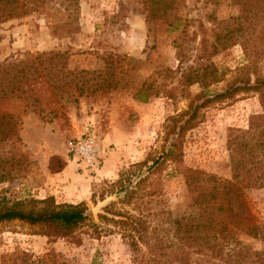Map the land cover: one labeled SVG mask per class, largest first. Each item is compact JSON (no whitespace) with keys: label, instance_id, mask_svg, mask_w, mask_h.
<instances>
[{"label":"rangeland","instance_id":"obj_1","mask_svg":"<svg viewBox=\"0 0 264 264\" xmlns=\"http://www.w3.org/2000/svg\"><path fill=\"white\" fill-rule=\"evenodd\" d=\"M79 3V29L69 35L53 32L52 26L63 20L55 5L9 20H3L0 12V66L30 60L41 53L67 55L64 67L58 63L56 69L45 71L33 64L22 85L27 92L6 99L0 106L2 113L12 116L15 132L0 141V199L50 196L56 203L84 202L91 221L79 230V244L49 239L37 227L23 222L1 223L0 264H46L51 254L68 264H131V252L120 233L98 218L116 198L100 195L111 189V182L129 171L132 164L141 163L149 153L160 149L167 119L186 110L189 103L179 89L183 69L195 66L203 37L211 41L221 22L240 14L237 0H179L164 19L148 22L141 0ZM120 4L121 13L113 19ZM252 32L256 34L253 37L263 40L248 44L247 51L260 55L249 63L243 46L236 44L212 56L219 82L209 87V94L222 92L232 81L264 76V13L254 21ZM179 51L186 57L180 70ZM108 56L123 58L115 64L116 78L107 70ZM81 71L86 73L79 74ZM11 74L21 80L16 69ZM112 80H117L116 88L107 87ZM144 82L148 99L140 102L133 94ZM166 91H171L172 97ZM187 91L193 97L201 87L191 85ZM260 111L257 95L242 92L200 109L198 123L185 134L180 165L168 164L151 176L143 193L154 191L157 196L145 197L144 202L152 198L150 207L169 210L177 218L195 215L197 209L179 168L229 180V136L246 131L249 118ZM87 124L94 126L104 149L98 166H88L68 154L70 143ZM60 165H65L63 170L67 168L53 173ZM244 194L255 221L262 225L264 188L246 189ZM238 243L264 252L263 242L244 235L237 237V244H227L226 251L240 246ZM206 260L200 255L198 262L206 264Z\"/></svg>","mask_w":264,"mask_h":264},{"label":"trees","instance_id":"obj_2","mask_svg":"<svg viewBox=\"0 0 264 264\" xmlns=\"http://www.w3.org/2000/svg\"><path fill=\"white\" fill-rule=\"evenodd\" d=\"M79 1L0 0V12L3 20H9L41 13L48 6L55 5L62 13L63 20L52 26L53 32L69 35L79 29ZM178 1L141 0L146 7V20L164 19L174 10ZM237 4L240 5V14L221 22V28L214 32L211 41L203 37L201 54L194 62L195 66L183 69L185 71L181 73L179 89L181 96L189 99V103L186 110L167 119L163 126L164 136L160 149L149 153L141 163L132 164V171L129 169L122 172L117 180L111 182V189L104 190L100 195H114L116 198L103 208L105 215L99 214L98 218L107 225L111 224L120 233L131 252V264H200V255L208 259L206 264H264V252L254 251L239 243L240 246L235 245L237 247L226 251L227 244L233 241L237 244L239 235L264 243V223L257 224L244 194L246 189L264 188V76H256L253 81L248 77L229 82V86L220 93L208 92L211 85L219 82L217 68L211 61L212 56L236 44L243 46L249 63H253L260 55L258 51H247L246 47L251 42L263 40L252 36L255 34L252 28L254 21L264 13V0H237ZM122 6L120 4V9L113 14V19H118ZM177 56L180 70L186 57L183 51H179ZM122 60L118 56H108L105 60L107 70L111 71L109 74L114 78L115 64ZM58 63H62V67L67 64L65 53H41L30 60L0 66V106L6 99L20 97L21 93L27 92L22 85L27 82L28 71L33 64L46 71L56 69ZM14 68L20 73V81L11 74ZM117 83V80H112L107 87L116 88ZM195 84L201 87V91L190 97L187 87ZM147 92L148 86L144 82L133 97L145 102L148 99ZM239 92L256 94L261 111L249 118L246 131L229 136L230 179L221 180L199 170L179 168L186 190L192 195L196 214L177 218L169 210L150 207L154 200L149 198L144 202V198L155 197L157 194L154 191L143 193L147 181L168 164L180 165L185 134L198 123L199 110L211 102L231 99ZM166 94L172 97L173 93L166 91ZM12 120L11 115L0 110V141L15 135ZM64 166L60 165L53 173L62 171ZM142 168L146 169L145 172ZM116 205L122 207L116 208ZM11 221L37 227L39 233L49 239H68L79 244L81 238L78 232L91 221V215L84 202L56 203L50 196L16 201L2 198L0 224ZM93 227L97 229L96 225ZM45 260L48 261L46 264H68L56 260L53 254L47 255Z\"/></svg>","mask_w":264,"mask_h":264},{"label":"built area","instance_id":"obj_3","mask_svg":"<svg viewBox=\"0 0 264 264\" xmlns=\"http://www.w3.org/2000/svg\"><path fill=\"white\" fill-rule=\"evenodd\" d=\"M102 148L100 136L92 124H87L85 131L75 138L68 147V154L88 166H98Z\"/></svg>","mask_w":264,"mask_h":264},{"label":"water","instance_id":"obj_4","mask_svg":"<svg viewBox=\"0 0 264 264\" xmlns=\"http://www.w3.org/2000/svg\"><path fill=\"white\" fill-rule=\"evenodd\" d=\"M100 204H102V205H103V204H104V202H103V203H100ZM98 206H101V205H98Z\"/></svg>","mask_w":264,"mask_h":264},{"label":"crops","instance_id":"obj_5","mask_svg":"<svg viewBox=\"0 0 264 264\" xmlns=\"http://www.w3.org/2000/svg\"><path fill=\"white\" fill-rule=\"evenodd\" d=\"M66 168H67V167H65V169H66ZM65 169H64V170H65ZM64 170H63V171H64ZM61 173H62V172H61ZM59 174H60V173H59Z\"/></svg>","mask_w":264,"mask_h":264}]
</instances>
